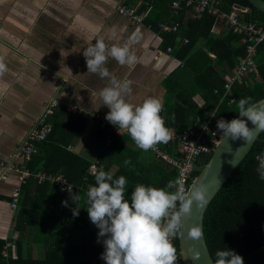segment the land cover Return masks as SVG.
Here are the masks:
<instances>
[{
	"label": "trees",
	"instance_id": "1",
	"mask_svg": "<svg viewBox=\"0 0 264 264\" xmlns=\"http://www.w3.org/2000/svg\"><path fill=\"white\" fill-rule=\"evenodd\" d=\"M145 1L152 8L144 21L157 27L159 22L170 20L172 0ZM234 4L247 7L246 19H257L264 23V13L248 0H221V7L225 11H230ZM173 20L178 22L179 29L167 32L166 38L172 44L173 54L182 59L184 65L182 70L178 69L165 81L168 96L161 116L167 128L172 126L184 129L191 127L197 118L207 119V112L215 108L224 91L223 74L235 66L239 57L245 55L246 47L240 34L228 29L219 16L210 12L192 17L190 10L186 9ZM219 24L225 27L221 33H216L214 28ZM185 38L188 39L187 43H184ZM255 60L258 75L233 86L230 95L235 98V102L229 103L228 96L220 103L214 118L216 122L220 118L227 121L235 118L241 98H251L255 102L264 97V43L259 45ZM216 88L219 89L218 93L214 91ZM63 110L55 112L50 118L53 129L46 140L38 143V153L28 166L33 172L42 169L47 173L62 174L74 187H78L73 192L80 193L77 202L80 207L79 215L72 219L55 220L57 206L54 204L59 205L65 199V192L49 180L41 182L35 176L30 177L22 188L16 227L19 230L29 213L33 217L39 208L38 203L27 201L31 192L29 185L35 183L42 197L51 189V210H46L47 217L42 222H37L42 224V230L47 233L40 241L48 244V254L44 260L25 258L21 254V245L18 244V257L11 258V264H105L100 258L105 250L102 242L104 238H100L98 242L99 229L90 221L86 210L87 190L90 185H95L94 173L89 170L92 162L67 149L73 137L85 129L87 117L82 114L69 115V121L64 122ZM111 131V126L107 125L100 128L95 136V140L102 146L98 164L104 165L103 169L98 170L112 172L113 166H118L112 173L114 179L125 176L126 199L130 200L131 192L137 184L165 188L170 181H174L176 168L171 163L157 158L150 150H135L126 145L124 138L132 140L128 133ZM109 134L111 143L106 141ZM163 148L177 155L172 145L164 144ZM263 150L264 131L257 136L251 150L236 166L205 211L204 232L214 260L216 251L227 246L243 257L244 264H264V181L259 179L256 171L257 157ZM210 155L202 158L201 166ZM125 161L129 163L126 165ZM70 202L74 201L70 199ZM4 243L5 241L0 240V251ZM176 248L179 251L177 239ZM4 262L0 252V264Z\"/></svg>",
	"mask_w": 264,
	"mask_h": 264
},
{
	"label": "crops",
	"instance_id": "2",
	"mask_svg": "<svg viewBox=\"0 0 264 264\" xmlns=\"http://www.w3.org/2000/svg\"><path fill=\"white\" fill-rule=\"evenodd\" d=\"M123 1L145 16L152 8L145 0ZM118 2L0 0V61L7 69L0 76V240L15 242V258L18 257V244L25 258L44 260L48 254V244L40 241L47 233L39 223L47 217L46 210H51V189L42 197L35 183L29 185L31 192L27 201L38 203L39 208L33 217L29 213L18 230L20 202L15 211L10 206L12 191L19 183L18 174L6 171L4 167L14 158L18 146L36 124L44 104L57 97L83 110L81 113H68L62 106L55 112L60 113L64 109V122L69 121V115L82 114L87 117L85 129L73 137L67 149L92 163L98 161L102 148L95 140L97 131L110 125L111 132H114L115 125L105 119L109 109L101 106L97 110L98 93L107 85L108 79L87 73L83 56L85 48L100 38L109 46L129 45L136 62L122 66L109 58L106 67L111 75L132 82L128 97V102L132 104H140L147 97H157L164 104L168 96L165 81L182 68L179 63L182 59L173 54L172 44L166 38L167 32L171 31L160 27L165 21L159 22L157 27L144 20L136 24L117 11ZM222 25L214 28L216 33L222 32L225 27ZM113 31L115 36L109 38ZM168 46L172 47L171 51H167ZM98 113L104 114V126L100 125L102 120L96 117ZM108 137L111 138V134ZM123 142L139 150L132 140L124 138ZM99 165L104 168L102 163ZM117 168L114 165L111 171L115 172ZM65 195L62 202L67 201V206L62 202L54 204L57 206L55 220L72 219L75 217L73 210L80 209L78 203L70 202V194Z\"/></svg>",
	"mask_w": 264,
	"mask_h": 264
},
{
	"label": "clouds",
	"instance_id": "3",
	"mask_svg": "<svg viewBox=\"0 0 264 264\" xmlns=\"http://www.w3.org/2000/svg\"><path fill=\"white\" fill-rule=\"evenodd\" d=\"M114 36L113 31L109 38ZM83 56L87 73L108 79L107 85L98 93L97 110L106 106L109 112L105 119L117 126L120 133L126 131L143 151L154 148L158 143H167L172 138L171 130L165 126L161 116L162 101L157 97H147L140 104L128 102L132 82L111 75L106 67L109 58L122 66L136 62L127 43L109 46L100 38L85 48ZM6 71L5 64L0 61V76ZM237 109L238 118L230 121L220 118L217 129L224 138L253 143L256 135L248 123L251 122L256 132L264 131V103L241 98ZM211 116L216 115L213 112ZM257 160L256 171L259 179L264 181V158L258 156ZM128 163L125 161L126 165ZM94 179L95 185H90L87 190L86 210L90 221L99 229L98 242L104 238L105 250L100 258L105 264H177L179 259L173 240L184 236L182 218L190 215L193 201L198 208L208 203L205 186L200 184L184 190L171 181L165 188L137 184L129 200L125 198V176L114 179L112 172L100 169L94 173ZM71 188L69 184L70 198L77 204L80 193L72 194ZM173 188L175 191L171 190ZM62 203L67 206V201ZM73 215H79L77 208L73 210ZM187 236L199 240L203 232L199 226H193ZM215 256L211 264H244L243 257L227 246L217 250ZM199 258L197 251L194 259Z\"/></svg>",
	"mask_w": 264,
	"mask_h": 264
},
{
	"label": "built area",
	"instance_id": "4",
	"mask_svg": "<svg viewBox=\"0 0 264 264\" xmlns=\"http://www.w3.org/2000/svg\"><path fill=\"white\" fill-rule=\"evenodd\" d=\"M239 5V4H238ZM233 5L230 11H225L221 7V0H172L170 4V20L163 22L160 27L165 31L176 32L179 29L178 22L173 18L180 15L186 9H189L192 17H200L204 12H210L220 17L228 29L241 35V40L245 44V55L238 58L235 66L223 74L224 91L219 98V101L214 109L207 112V119L197 118L191 127L184 129H170L172 138L167 143H158L150 151L157 158L163 159L171 163L176 168V177L173 183L184 189H190V186L197 175V171L201 168V160L204 156L210 155L219 142L222 134L217 129L215 117L211 116L214 112L216 115L217 109L221 102L228 96L229 103H234L235 98L230 95L233 86L237 83H244L253 75H258V65L255 57L258 53V47L264 43V23L257 19L248 20L245 17L247 7ZM117 11L128 17L134 23H140L144 20L145 15L138 13L134 8L128 6L123 0H119ZM184 41L187 43L188 39ZM172 47L168 46L167 51H171ZM180 65H184V61L180 60ZM219 70V67L217 66ZM215 93L219 92L216 88ZM64 107L68 113H81L83 110L77 105L70 102H63L57 97L49 99L43 106L42 111L37 117L36 124L28 131L22 143L18 146L14 158L4 166L6 171H15L18 174V184L12 191L10 206L15 211L19 206L22 195V185L32 176L44 182L49 180L51 183L57 184L60 189L66 194H70L67 190L69 184L72 186L71 192L77 191L78 187H74L62 174L47 173L42 169L33 172L28 164L38 153V143L46 140L53 129L51 117L54 115L58 107ZM100 120V125L104 126V114L96 115ZM113 131L119 134L127 133L126 131L119 132L117 126L113 127ZM112 139L108 137L107 143H111ZM164 144L172 145L174 153L171 154L163 148ZM100 167L98 161L91 163L89 170L95 173ZM175 191V188L171 189ZM176 247V239L173 240ZM16 244L14 241L7 240L1 250V255L4 257L3 264H11L10 259L15 258ZM177 264H183L179 251Z\"/></svg>",
	"mask_w": 264,
	"mask_h": 264
},
{
	"label": "water",
	"instance_id": "5",
	"mask_svg": "<svg viewBox=\"0 0 264 264\" xmlns=\"http://www.w3.org/2000/svg\"><path fill=\"white\" fill-rule=\"evenodd\" d=\"M248 1L264 13V0ZM255 102L264 103V97ZM235 118H238V115ZM241 119L246 118L241 117ZM248 126L253 128L257 138L260 132L255 131V127L251 122L248 123ZM253 143H247L243 139L233 141L230 138L221 136L213 153L198 171L190 189L193 186L203 184L207 189L206 199L208 203L203 208H198L196 202L193 201L190 215H186L182 218L181 231L184 233V236L182 238H177V240L183 264H211V259L214 260L204 232V214L208 205L231 176L236 166L251 150ZM258 156L264 158V150ZM233 164L237 165L233 166ZM193 226H199L203 232V236L199 240H193L187 236L188 230ZM197 251L200 253V258L198 260L194 259V253Z\"/></svg>",
	"mask_w": 264,
	"mask_h": 264
},
{
	"label": "bare ground",
	"instance_id": "6",
	"mask_svg": "<svg viewBox=\"0 0 264 264\" xmlns=\"http://www.w3.org/2000/svg\"><path fill=\"white\" fill-rule=\"evenodd\" d=\"M212 153H213V152H212ZM212 153H211V154H212Z\"/></svg>",
	"mask_w": 264,
	"mask_h": 264
},
{
	"label": "rangeland",
	"instance_id": "7",
	"mask_svg": "<svg viewBox=\"0 0 264 264\" xmlns=\"http://www.w3.org/2000/svg\"><path fill=\"white\" fill-rule=\"evenodd\" d=\"M249 80V79H248Z\"/></svg>",
	"mask_w": 264,
	"mask_h": 264
}]
</instances>
